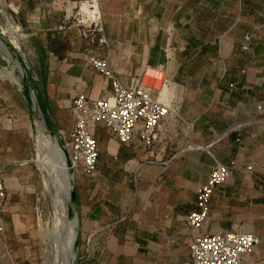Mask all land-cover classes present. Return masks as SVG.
Masks as SVG:
<instances>
[{
	"label": "crops",
	"instance_id": "obj_1",
	"mask_svg": "<svg viewBox=\"0 0 264 264\" xmlns=\"http://www.w3.org/2000/svg\"><path fill=\"white\" fill-rule=\"evenodd\" d=\"M4 1L20 30L29 32L23 53L31 88L60 140L75 123L78 92L92 100L109 93L110 83L88 65V56L104 58L124 83L145 78L148 68L169 78L164 99L176 116L162 122L154 146H142L137 134L124 146L98 130L96 173L74 180L79 246L73 264L187 259L185 218L196 209V192L214 160L231 174L215 189L207 223L193 233H254L261 244L242 264H264V18L257 15L264 0ZM83 7L98 13L97 24ZM171 25L177 49L168 63L163 49ZM245 34L248 50L240 47ZM23 104L0 114L6 205L34 182L22 145Z\"/></svg>",
	"mask_w": 264,
	"mask_h": 264
},
{
	"label": "built area",
	"instance_id": "obj_2",
	"mask_svg": "<svg viewBox=\"0 0 264 264\" xmlns=\"http://www.w3.org/2000/svg\"><path fill=\"white\" fill-rule=\"evenodd\" d=\"M94 1L96 0L89 3L93 4ZM257 15L264 18V11ZM90 18L97 24L99 15L94 11ZM11 23L13 24V18L9 16L7 17L8 27L12 26ZM16 28L17 32L21 31L17 26ZM167 35L163 52L169 63L174 60L177 49L172 42V25L168 28ZM19 37L23 38L24 34L19 33ZM249 38L248 34L243 36L240 46L242 50L249 49ZM87 63L110 83V90L107 95L93 100L82 92H78L74 97L72 112L76 117L75 123L67 135L60 140L66 151L74 180L76 175L91 177L96 173L99 158L97 141L99 129L108 136L116 137L124 146L130 145L133 136L137 134L142 146L152 147L159 140L162 122L170 116H176L171 103L164 99L163 89L169 84L165 70L152 69L155 73L162 74L161 87L157 89L153 86V80L157 79L155 75L150 76L152 79L150 83L144 82L143 77L130 79L129 82L124 83L110 70L104 58L90 55ZM257 109L259 112L262 111L260 106ZM261 120L264 123V116ZM2 172L3 166L0 164V174ZM230 174V166L214 160L205 182L200 184L195 195L196 209L185 218V226L190 232V243L188 258L180 264H242L243 256L261 244L260 236L237 229L224 230L215 234L193 233L207 223L209 206L215 189L224 184ZM7 198L8 190L0 181V233L5 228L4 208Z\"/></svg>",
	"mask_w": 264,
	"mask_h": 264
},
{
	"label": "rangeland",
	"instance_id": "obj_3",
	"mask_svg": "<svg viewBox=\"0 0 264 264\" xmlns=\"http://www.w3.org/2000/svg\"><path fill=\"white\" fill-rule=\"evenodd\" d=\"M9 16L13 18V24L11 23L10 28L7 25V17ZM17 22L18 19L5 5V1L0 0V38L4 39V42L14 52L12 53L13 57H9L5 50L0 48V114L15 112L20 101L24 103L25 107L27 106V130L25 133L23 132L25 135L22 137V145H26L28 148L29 166L32 168L31 174H35V176H33L34 182L31 190L28 193L23 192L19 199L16 197L13 203L7 204L4 208L5 228L0 233V264H64L62 261L63 256L61 257L62 254L57 250L56 245L59 238L61 239L65 231L69 229L71 220L76 219V228H78V218L77 216L68 217L69 187L62 184L59 186L58 182L60 180L56 174H53V171L51 172L44 165L46 163L50 164L49 162L52 163V158L51 154L45 153L48 150L38 140L35 118L42 117V114L40 110L34 113L31 112L32 106L29 105L25 97L23 79L21 73H19L20 70L16 66V63H19L18 60H20L26 69V80L31 87L32 72L25 65L26 56L23 53V38L19 37V33L26 35L29 32L23 30L17 32L16 26L19 28ZM9 72L13 74V79L9 78ZM152 75L157 77L156 80H153V86L159 89L162 77L160 72L155 73L148 68L144 82L150 83L152 81L150 76ZM33 93L37 99L34 90ZM57 140L62 144L58 137ZM46 154L50 157L49 160H47ZM52 175H55V177L53 176V178ZM72 182H74V177ZM47 186L48 189H45ZM58 187L59 193L56 194L55 191ZM75 257L74 245V261Z\"/></svg>",
	"mask_w": 264,
	"mask_h": 264
},
{
	"label": "bare ground",
	"instance_id": "obj_4",
	"mask_svg": "<svg viewBox=\"0 0 264 264\" xmlns=\"http://www.w3.org/2000/svg\"><path fill=\"white\" fill-rule=\"evenodd\" d=\"M83 8H84V11H86V13L87 12L89 14L92 13L86 7H83ZM93 11H95V10H93ZM0 48L5 50V52L7 53V55L9 57H13L12 56V52L6 47V45H4V43L2 42L1 39H0ZM16 66H17V69L20 70L19 73L23 74L24 73L23 69H22L21 65L18 62L16 63ZM8 76H9L10 79L14 78L13 74L10 73V72L8 73ZM163 92H164V89H163ZM30 98H31V101H32L33 113L35 111H39L40 110L39 106H38V104L36 102V99H35V96H34V94L32 92H30ZM35 121H36V129H37V134H38V140L41 142L42 146H44V148L48 150V151H45V153L51 154V158H52L51 159L52 163L49 162L50 164L46 163L44 165H45L46 168H48V170L50 169L51 172L53 171L52 172L53 174H56L57 178L60 180L58 182L59 186H61V184H62L64 186H68L69 187V194H70L71 182H72V178H73L72 176L73 175L70 174V172L68 170V167H67V164H66V159H65V156H64V152H63V150L61 148V145H60V143L58 142V140L56 138L50 136L49 131L47 129V126H46V124L44 122L43 117H41V116L40 117H36ZM40 142H39V145L41 146ZM47 158H48L47 160H49L50 157H48V155H47ZM53 176L55 177V175H52V177ZM45 189H48V186ZM55 193L56 194L59 193V187H58V189H56ZM69 194H68V198H69ZM76 224H77L76 219H74L73 221L71 220V223L69 225V229L67 231H65V233L62 235L61 239L60 238H59V240L57 239L59 241L58 244L56 245L57 246V250L60 251V253L62 254L61 257L63 256L62 257L63 258L62 261H63L64 264H73L74 263V260H73V247L75 245L76 236H77V228H76L77 225ZM58 237H59V235H58ZM55 251H56V249H55ZM55 257H56V255H55Z\"/></svg>",
	"mask_w": 264,
	"mask_h": 264
},
{
	"label": "water",
	"instance_id": "obj_5",
	"mask_svg": "<svg viewBox=\"0 0 264 264\" xmlns=\"http://www.w3.org/2000/svg\"><path fill=\"white\" fill-rule=\"evenodd\" d=\"M0 39H1V38H0ZM1 40H2V42L4 43V45H6V47H7L12 53H14V52L10 49L9 45L6 44V43L4 42V39H1ZM18 61H19L20 65H21V67H22V69H23V72H24L23 74L21 73V78L23 79V90H24V94H25V97H26V99H27L29 105L32 106V101H31V98H30V92L33 93V90H32V88L28 85V81L26 80L27 73H26V69H25L24 65L22 64V62H21L20 60H18ZM33 94H34V93H33ZM34 96H35V95H34ZM35 99H36V97H35ZM36 102H37V104H38V106H39L40 112H41V114H42V117H43L44 122H45V124H46V126H47V129H48V131H49L50 136H52V137H54V138L57 139V136L55 135V133L52 131L50 125L48 124V121H47V119L45 118L44 112H43L41 106L39 105L37 99H36ZM31 112L33 113V109H32V107H31ZM60 145H61V144H60ZM61 148H62V150H63V152H64V156H65V159H66V164H67L68 170H69V172H70V174H71V171H70V168H69V161H68V157H67L66 151H65V149H64V147H63L62 145H61ZM76 210H77V197H76V190H75L74 182H71V189H70V194H69V204H68V217H69V218H72V217H74V216H77V211H76ZM77 248H78V238H77V236H76V242H75V253H76V251H77Z\"/></svg>",
	"mask_w": 264,
	"mask_h": 264
}]
</instances>
